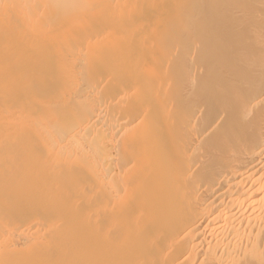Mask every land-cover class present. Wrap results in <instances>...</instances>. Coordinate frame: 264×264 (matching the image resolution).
<instances>
[{
  "label": "bare ground",
  "instance_id": "1",
  "mask_svg": "<svg viewBox=\"0 0 264 264\" xmlns=\"http://www.w3.org/2000/svg\"><path fill=\"white\" fill-rule=\"evenodd\" d=\"M0 264H264V0H0Z\"/></svg>",
  "mask_w": 264,
  "mask_h": 264
}]
</instances>
